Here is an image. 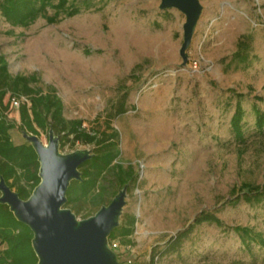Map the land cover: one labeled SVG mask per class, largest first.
Listing matches in <instances>:
<instances>
[{
	"label": "rangeland",
	"instance_id": "obj_1",
	"mask_svg": "<svg viewBox=\"0 0 264 264\" xmlns=\"http://www.w3.org/2000/svg\"><path fill=\"white\" fill-rule=\"evenodd\" d=\"M199 1L186 66V17L161 10V0H69L78 14L54 24L39 18L27 28L11 26L0 12V55L10 73L36 75L35 87L54 88L65 118L85 130L109 124L119 134L117 162L135 172L122 230L109 240L121 264H264V245L250 253L233 229L264 238V200L232 202L243 185H264V0ZM122 100L127 112L116 116ZM8 101L5 118L22 144L23 101ZM238 107L241 133L232 122ZM48 135L36 136L47 145ZM78 150L95 153L96 145H60L63 154ZM204 212L224 227L197 226L179 253L153 262L155 248Z\"/></svg>",
	"mask_w": 264,
	"mask_h": 264
},
{
	"label": "trees",
	"instance_id": "obj_2",
	"mask_svg": "<svg viewBox=\"0 0 264 264\" xmlns=\"http://www.w3.org/2000/svg\"><path fill=\"white\" fill-rule=\"evenodd\" d=\"M49 8L55 10L53 15H49ZM79 11L75 4H69V0H0V12L13 27L27 28L39 18H46L49 23L54 24L63 17L75 16ZM239 46H245L243 39ZM38 82L36 75L13 76L5 56L0 55V178L3 177L12 189L16 188V193L23 200H27L40 183V164L35 150L27 141L22 144L14 143V125L5 118L8 108L6 98L10 103L13 98H17L23 101L19 111L21 132L39 135V130L49 133L53 129L56 135L61 136V146L68 142L96 145L93 159L80 167L83 180L73 181L67 194L68 205L79 214L83 212L84 219L89 218L103 205H108L125 185L135 182L134 169L124 168L117 162L120 155L119 134L116 131L110 133L112 127L109 124L103 132H90L83 128L81 121L66 119L64 104L56 90L51 87L47 90L35 87ZM126 112V100H122L116 107V116ZM241 114L242 109L238 107L232 121L239 133ZM240 191L242 197H237L232 202L241 198L248 202L264 200V185L245 184ZM134 222L133 218L131 229ZM205 223L224 227L223 221L216 214L201 213L193 225L178 232L165 245L154 249L153 262L157 256L179 253L194 229ZM233 229L250 253H253L254 244L264 245V238L251 228ZM120 230L122 228L114 230L109 240H113ZM33 237L30 228L17 221L8 206L0 204V264H37L38 258L32 247Z\"/></svg>",
	"mask_w": 264,
	"mask_h": 264
},
{
	"label": "water",
	"instance_id": "obj_3",
	"mask_svg": "<svg viewBox=\"0 0 264 264\" xmlns=\"http://www.w3.org/2000/svg\"><path fill=\"white\" fill-rule=\"evenodd\" d=\"M160 9H175L186 17L180 49L182 66H186L187 51L203 6L199 0H161ZM22 135L38 156L40 183L31 196L23 200L1 177L0 204L8 206L17 221L33 232L32 247L38 258L37 264H121L109 238L120 226L129 184L94 215L78 219L71 209L65 208L67 194L73 181L83 180L80 167L92 160L94 153L90 150L61 153V136L53 129L49 131L47 145L36 135L26 131Z\"/></svg>",
	"mask_w": 264,
	"mask_h": 264
},
{
	"label": "built area",
	"instance_id": "obj_4",
	"mask_svg": "<svg viewBox=\"0 0 264 264\" xmlns=\"http://www.w3.org/2000/svg\"><path fill=\"white\" fill-rule=\"evenodd\" d=\"M12 102H13V104L15 105V106H19V101H18V99L17 98H13L12 99ZM111 246V248L113 249V250H117L118 249V244H116V243H113L112 245H110ZM130 263V262H129Z\"/></svg>",
	"mask_w": 264,
	"mask_h": 264
}]
</instances>
